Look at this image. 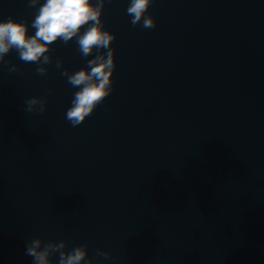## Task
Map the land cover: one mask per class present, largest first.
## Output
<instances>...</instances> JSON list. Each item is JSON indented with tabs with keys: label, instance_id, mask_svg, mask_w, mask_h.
Returning a JSON list of instances; mask_svg holds the SVG:
<instances>
[{
	"label": "water",
	"instance_id": "95a60500",
	"mask_svg": "<svg viewBox=\"0 0 264 264\" xmlns=\"http://www.w3.org/2000/svg\"><path fill=\"white\" fill-rule=\"evenodd\" d=\"M127 6L105 4L113 91L78 126L55 67H86L74 41L45 76L14 49L0 65V264H31L34 237L94 264H264V0H155L154 28ZM35 14L0 0V19Z\"/></svg>",
	"mask_w": 264,
	"mask_h": 264
},
{
	"label": "clouds",
	"instance_id": "9594fccd",
	"mask_svg": "<svg viewBox=\"0 0 264 264\" xmlns=\"http://www.w3.org/2000/svg\"><path fill=\"white\" fill-rule=\"evenodd\" d=\"M108 0H28V6L36 8L31 24L15 18L0 19V65L8 63L6 56L13 49L25 63L37 65L36 72L45 76L44 65L53 63V43L68 44L74 41L78 51L87 59L86 67L69 72L63 61L55 60L60 75L76 89L65 118L73 127L80 125L94 112L98 105L113 91V75L116 68L115 49L112 42L115 34L104 28L102 13ZM155 0H128L126 9L130 22L143 28H154L156 21L148 9ZM30 29L34 34H30ZM10 72L17 71L11 65ZM47 100L31 97L26 101L25 111L43 113ZM107 259L108 252L97 250ZM25 256L31 264H94L88 255L87 245L69 248L64 240L54 241L34 237L25 246ZM53 257L56 259L54 260Z\"/></svg>",
	"mask_w": 264,
	"mask_h": 264
}]
</instances>
